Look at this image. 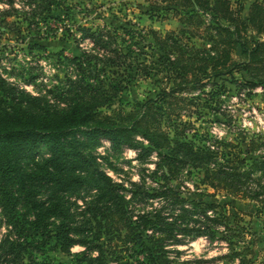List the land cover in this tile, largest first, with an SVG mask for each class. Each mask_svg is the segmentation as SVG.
I'll return each instance as SVG.
<instances>
[{
	"label": "trees",
	"instance_id": "obj_1",
	"mask_svg": "<svg viewBox=\"0 0 264 264\" xmlns=\"http://www.w3.org/2000/svg\"><path fill=\"white\" fill-rule=\"evenodd\" d=\"M64 2L0 0V25L40 24L44 13L63 8ZM234 3L151 2L155 12L166 11L182 27L186 24L190 27L196 19L206 17L209 22L206 30L214 31L206 38L213 44L209 51H214V55L191 45L181 28L179 33L152 32L159 49L167 52V64L161 60L160 68L143 62L134 66L133 55L138 53L124 52L116 43L115 31L80 27L82 37L89 38L94 48L71 58L73 67L60 84H52L44 93L38 90L35 95L0 74V213L6 230L0 237V264H216L211 261L215 258L172 261L167 256V245H183L199 237L225 244L227 253L217 256L226 258L224 264L234 259L236 264L247 263L252 241L246 236H252V232L239 212L228 209L225 203L188 200L170 182L188 167L199 175L195 186L213 190L206 192L207 196L224 192L264 202V136L251 137L245 150L238 143L224 140L216 142L217 145L207 142L196 145L183 139L184 129L175 131L171 138L170 129L162 128L155 110L157 103L169 102L178 90L197 83L195 86H203L205 78L244 71L250 78L262 79L264 41L251 39L247 32L264 35V0L251 2L246 16L244 4ZM237 45L242 56L239 61L230 55ZM188 53L193 56H187ZM170 54L177 56L171 59ZM195 59L200 64L193 70L186 61ZM106 68L113 69L111 75H107ZM32 70L30 67L26 72L24 81L42 90L36 83L38 75ZM149 71L159 75L166 71V76L160 77L163 86H159L154 97L136 102L141 104L140 110L101 112L102 108H111L133 80ZM134 134L156 149L158 162L163 163L161 174L153 176L159 183L154 192L133 181L129 182L128 190L99 170L90 152H84L87 146H96L98 136L108 138L116 146L150 150ZM42 144L48 145L51 157L44 162L33 161L26 167L25 162ZM162 149L167 153H162ZM57 166L65 167V176L59 174ZM155 168L159 170L158 163ZM82 188L94 190L89 199L81 197L90 216L76 220L72 208L75 203L70 204L67 194ZM44 191H48L46 196ZM126 193L131 201L158 197L160 206L151 213L133 216L125 205ZM113 216H117L114 222L119 225L111 232L103 230L108 217ZM74 245L83 249L72 252ZM50 249L68 255L69 262L54 263L43 258Z\"/></svg>",
	"mask_w": 264,
	"mask_h": 264
},
{
	"label": "rangeland",
	"instance_id": "obj_2",
	"mask_svg": "<svg viewBox=\"0 0 264 264\" xmlns=\"http://www.w3.org/2000/svg\"><path fill=\"white\" fill-rule=\"evenodd\" d=\"M153 0H65L63 8H53L51 12L44 13L40 18V24H13L11 27L0 25V74L8 81L24 87L32 94H38V90L44 93L50 89L51 85H58L69 74L73 61L71 58L79 56L82 51L91 52L94 48L89 38H83L80 27L95 29H111L115 31V40L124 52L132 50L134 66L138 62L146 64L154 63L155 67H162L163 60L167 64V52L161 51L159 44L154 40L152 32L166 34L170 31L180 32L184 28L188 42L196 48L207 49L214 55L211 49V41L207 40L206 30L209 24L204 16L196 19L192 26L182 27L177 18L169 15L164 10L155 12ZM244 4L243 12L246 16L249 4L255 0H231ZM259 1V0H258ZM237 4V3H236ZM37 25V26H36ZM248 37L253 40L264 41V35H257L254 31L247 32ZM191 36V37H189ZM187 56H193L188 53ZM216 54V53H215ZM233 60H242L240 47L237 45L231 51ZM177 56L170 54L173 59ZM64 58H67L66 60ZM163 58V59H162ZM192 68L198 66L200 61L187 60ZM183 63V62H181ZM180 64V63H179ZM171 64L168 65V67ZM190 66V65H189ZM32 67V72L37 74V81L40 89L34 88L33 84L25 83L27 71ZM113 69L106 68L107 75H111ZM149 70V69H148ZM147 70V71H148ZM136 73V69L133 70ZM192 73V70H190ZM149 74V76H147ZM145 76L137 77L119 98L113 101L111 108H102L104 114H112L113 110L122 109L125 112H135L140 110L141 104L147 98H152L159 91L161 76L156 72L147 73ZM175 78V77H173ZM263 79V81H262ZM262 79L250 78L244 71H233L218 77L205 78L203 86L191 84L186 89L178 90L172 95L169 102L157 103L156 112L162 128L170 129L171 138L176 132L185 130L183 137L186 141H194L217 145L216 142L229 141L237 144L245 150L251 137L257 135L264 136V69ZM254 82V83H250ZM190 122L184 126L182 121ZM144 147L135 149L124 145H113L111 141L102 136L96 139V146L89 145L84 152H90L95 158L98 169L106 173L117 183L124 184L129 190V182H137L148 188L149 192H154L158 188V180L153 176L161 174L163 163L158 162L157 150L150 147L148 142L134 134ZM78 138L86 140L78 135ZM162 153L167 150L162 149ZM243 157H248L242 153ZM51 157L48 145L42 144L35 152L34 156L25 162H44ZM158 163L159 170H156ZM60 175L65 176L66 170L63 166L55 167ZM156 175H154V174ZM199 175L185 167L180 171L179 178L172 180L170 184L180 188L182 195L186 199L203 200L206 202H217L226 204L228 209L239 212L243 218V223L249 226L252 236H246L252 241L250 249L252 254L247 255L246 264H264V202H255L251 199L240 198L219 192L215 196H207L206 192L213 190L197 185ZM161 182V181H160ZM88 188H82L77 193L69 195L72 204L74 218L81 220L90 216L85 211V206L81 197L89 199L91 192ZM48 191L43 192L46 196ZM66 195V196H67ZM125 205L132 210V215L138 213L152 212L160 206L158 197L147 198L146 200H129V193H126ZM89 213V214H88ZM117 216L108 217L107 224L103 230L111 232L118 226ZM104 222V221H103ZM5 225L0 213V237L5 232ZM108 236V234H107ZM105 235L104 240L107 239ZM216 241L209 242L203 237L189 239L183 245H167V256L172 261L186 260L194 257H204L212 263L224 264V259L217 256L227 253L225 244ZM170 244V243H168ZM80 245H74L71 250L77 252L82 250ZM177 250V251H176ZM179 251V252H178ZM40 258H42L40 256ZM46 260L54 263L69 262V256L61 251L47 250ZM237 259L229 264H236Z\"/></svg>",
	"mask_w": 264,
	"mask_h": 264
},
{
	"label": "clouds",
	"instance_id": "obj_3",
	"mask_svg": "<svg viewBox=\"0 0 264 264\" xmlns=\"http://www.w3.org/2000/svg\"><path fill=\"white\" fill-rule=\"evenodd\" d=\"M0 7H2V6H0Z\"/></svg>",
	"mask_w": 264,
	"mask_h": 264
}]
</instances>
